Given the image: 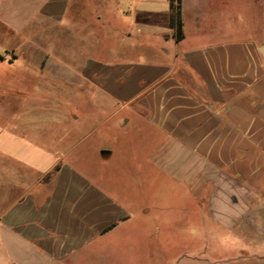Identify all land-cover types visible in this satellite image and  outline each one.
Wrapping results in <instances>:
<instances>
[{
    "label": "crops",
    "instance_id": "1",
    "mask_svg": "<svg viewBox=\"0 0 264 264\" xmlns=\"http://www.w3.org/2000/svg\"><path fill=\"white\" fill-rule=\"evenodd\" d=\"M232 2L180 0L178 41L171 0H0V62L23 73H59L55 24L84 34L65 81L91 106L62 117L46 102L24 122L0 109V264H103L130 219L110 179L141 154L234 224L264 169V42L233 36ZM100 45L118 60L87 56Z\"/></svg>",
    "mask_w": 264,
    "mask_h": 264
},
{
    "label": "rangeland",
    "instance_id": "2",
    "mask_svg": "<svg viewBox=\"0 0 264 264\" xmlns=\"http://www.w3.org/2000/svg\"><path fill=\"white\" fill-rule=\"evenodd\" d=\"M231 11L234 37L264 42V0H233ZM93 15L86 12L77 22L93 24ZM55 25L50 41L44 36L62 64L57 67L59 73L28 75L0 62V109L6 110L7 117L16 112L20 122L29 121L35 113L25 116L27 111L46 102L58 103L62 117L91 112L84 91L69 90L65 81L76 82L80 77L81 62L86 59L84 34L66 30V20ZM87 56L109 62L120 57L102 45L89 47ZM19 91L26 96L15 95ZM138 140L133 147L137 151L142 145ZM142 165H147L146 170ZM119 174L109 184L130 219L110 236L103 264H264V169L254 180L244 210H236L239 217L228 226L214 219L203 195L188 193L152 169L143 154L133 160L130 172Z\"/></svg>",
    "mask_w": 264,
    "mask_h": 264
},
{
    "label": "trees",
    "instance_id": "3",
    "mask_svg": "<svg viewBox=\"0 0 264 264\" xmlns=\"http://www.w3.org/2000/svg\"><path fill=\"white\" fill-rule=\"evenodd\" d=\"M172 21H176V39L179 41L183 37L182 25L180 22V0H171Z\"/></svg>",
    "mask_w": 264,
    "mask_h": 264
},
{
    "label": "water",
    "instance_id": "4",
    "mask_svg": "<svg viewBox=\"0 0 264 264\" xmlns=\"http://www.w3.org/2000/svg\"><path fill=\"white\" fill-rule=\"evenodd\" d=\"M259 51H260V53H261V55H262V57H263V59H264V46L259 47ZM104 152H105V151H103L102 154H103Z\"/></svg>",
    "mask_w": 264,
    "mask_h": 264
}]
</instances>
